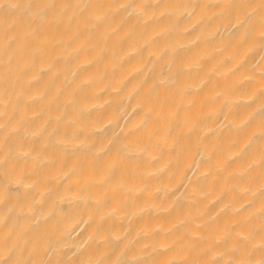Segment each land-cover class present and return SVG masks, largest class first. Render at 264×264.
Returning a JSON list of instances; mask_svg holds the SVG:
<instances>
[{"label":"bare ground","instance_id":"obj_1","mask_svg":"<svg viewBox=\"0 0 264 264\" xmlns=\"http://www.w3.org/2000/svg\"><path fill=\"white\" fill-rule=\"evenodd\" d=\"M0 264H264V0H0Z\"/></svg>","mask_w":264,"mask_h":264}]
</instances>
